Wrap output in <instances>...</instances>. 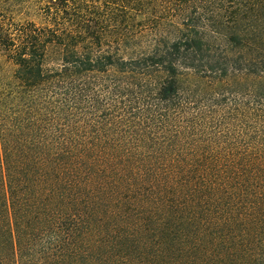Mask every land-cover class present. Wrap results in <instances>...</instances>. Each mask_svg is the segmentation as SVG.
<instances>
[{
  "label": "trees",
  "instance_id": "obj_1",
  "mask_svg": "<svg viewBox=\"0 0 264 264\" xmlns=\"http://www.w3.org/2000/svg\"><path fill=\"white\" fill-rule=\"evenodd\" d=\"M0 0V264H264V0Z\"/></svg>",
  "mask_w": 264,
  "mask_h": 264
},
{
  "label": "rangeland",
  "instance_id": "obj_2",
  "mask_svg": "<svg viewBox=\"0 0 264 264\" xmlns=\"http://www.w3.org/2000/svg\"><path fill=\"white\" fill-rule=\"evenodd\" d=\"M12 11L18 19H29L37 23L41 22V15L38 8L32 7L31 4H27L26 0L12 8Z\"/></svg>",
  "mask_w": 264,
  "mask_h": 264
}]
</instances>
